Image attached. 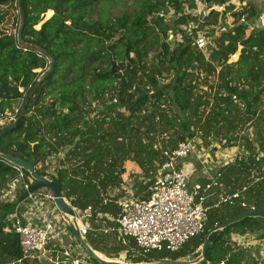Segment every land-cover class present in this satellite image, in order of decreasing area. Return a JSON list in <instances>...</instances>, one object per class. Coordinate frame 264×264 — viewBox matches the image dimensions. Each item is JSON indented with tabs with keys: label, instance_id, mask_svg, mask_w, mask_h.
Returning a JSON list of instances; mask_svg holds the SVG:
<instances>
[{
	"label": "trees",
	"instance_id": "16d2710c",
	"mask_svg": "<svg viewBox=\"0 0 264 264\" xmlns=\"http://www.w3.org/2000/svg\"><path fill=\"white\" fill-rule=\"evenodd\" d=\"M115 1L21 0L18 44L20 16L12 0H0V119L17 109L0 123L5 128L17 117L0 135V153L22 157L40 174L56 178L72 205L91 206L93 220L98 211H115L101 199L123 184L126 161L140 169L133 185L145 198L163 151L185 140L188 130L204 146L212 140L240 144L246 152L219 167L215 190L231 192L246 184L243 199L210 210L203 231L177 251L142 255L131 238L115 233L92 230L83 238L105 258L134 247L130 261L145 262L192 255L207 237L203 259L252 264L232 234L250 231L264 239V217L245 216L212 229L246 207L264 210V21L246 33L248 23L239 22L241 12L234 11L231 28L220 30L218 11L211 9L202 20L185 12L195 8V0H137L131 12L111 14ZM203 1L211 6L229 0ZM168 7L171 20L164 17ZM46 11L52 13L43 19ZM241 11L248 12V22L259 15L251 5ZM202 31L210 41L206 54L194 43ZM169 33L180 39L167 41ZM232 54L236 58L229 62ZM14 176L11 165L0 160V197L2 185ZM12 206L0 198V218ZM18 255V236L4 231L0 221V264Z\"/></svg>",
	"mask_w": 264,
	"mask_h": 264
},
{
	"label": "built area",
	"instance_id": "2783aa9c",
	"mask_svg": "<svg viewBox=\"0 0 264 264\" xmlns=\"http://www.w3.org/2000/svg\"><path fill=\"white\" fill-rule=\"evenodd\" d=\"M12 2L18 17L17 0ZM237 11L241 12L239 22L248 23L249 28L262 26L261 17L260 23L257 19L248 22V12H242L241 9ZM221 29L224 30L225 27H220ZM205 33L198 32L194 41L197 48L203 51L207 44ZM16 112L17 109L7 116L11 119ZM223 143L224 140L221 141V144ZM191 149V140L185 139L179 141L173 150L163 151L165 158L156 169L147 188L149 195L145 198L127 194L123 184L108 189L103 194L101 203H113L115 211H98L93 220L92 208L89 205L79 210L65 199L74 211L71 216L55 206L49 189L42 187L28 191L33 182L30 175L24 176L20 166L2 159L1 161L8 163L15 170V176L2 185L0 198L12 201L13 206L2 214L0 221L4 231L18 236L19 244V255L10 257L5 264H23L30 261H37L39 264H94L73 236L69 222L75 223L82 237L93 230L105 234L115 233L122 239L131 238L136 250L142 255L162 249L177 251L185 241L203 231L210 210L221 204H235L238 199H243L247 187L244 184L231 192H218L216 200L208 204V198L220 185V170L218 167L208 169L204 173L203 181H193L189 184L187 168L181 164L180 159L187 156ZM13 178L18 182L15 183ZM121 190L123 194L119 195ZM240 204L244 205L243 200ZM66 233L73 238L69 242L62 241ZM246 236L248 235L233 238L244 250L256 243L257 239L253 235L250 236L251 240L245 239ZM192 255H186L183 259L193 258ZM192 264H226V260L211 263L199 258Z\"/></svg>",
	"mask_w": 264,
	"mask_h": 264
},
{
	"label": "rangeland",
	"instance_id": "374dc122",
	"mask_svg": "<svg viewBox=\"0 0 264 264\" xmlns=\"http://www.w3.org/2000/svg\"><path fill=\"white\" fill-rule=\"evenodd\" d=\"M135 1H137V0H117L111 4L109 11L111 14H117L123 10L131 12L134 8ZM230 3L232 5V7L226 8V5H229ZM247 5L254 6V9L259 12V15L258 16L255 15L253 19H257L259 21V18L261 17V19L264 21V0H229L228 2H225L224 5H222V6H216V5L213 6L212 5L210 7H208L203 0H195V8H193L192 10H188L186 8L185 12L191 11V13L193 15H199L197 17L198 20H202L201 15L206 14L207 12H209L211 10V8H213V10H216L219 13L217 15V22L222 23L221 27H225L226 29H230L231 24L233 23V18H234V15L232 13L234 11L242 9L244 6L246 7ZM235 8H236V10H235ZM51 13L49 14L46 11L44 13L43 19L48 18L51 15ZM164 17L169 19V20L173 19L172 17H174V16L172 15L171 8H169V7L167 8V13L164 14ZM258 23H260V21ZM182 28H184V26H182ZM221 30H223V29H221ZM249 30H250V28H247L246 33ZM217 32L218 31H216V34H217ZM172 39L179 40L180 38H179V36L174 35L173 33H169L166 40L169 42H172ZM208 42H210V41L207 37V46H206V50L204 51L205 54H206V51L209 50L208 45H210V44ZM235 58H236V55L233 54V55H230L228 60H229V62L234 61ZM36 71H38V69ZM213 86L215 87L214 82H213ZM203 88H206V86H204ZM9 120H10V118H8V119L3 118L0 121V123L2 124L4 121H9ZM261 127L264 128V126H261ZM186 134H187L186 139L191 140L192 149H194V153L192 152L191 154L192 155L194 154V158L199 157L200 161L202 162L203 175L208 169H211V170L216 169L215 164H219L218 165V168H219L220 166H222L224 164L235 161L238 158V156L241 155L242 152H246L240 144L234 145L233 147L224 146L221 143H216L215 140L214 141L212 140L210 145L204 146V144H202L200 139L197 136H195V134L192 132V130H188L186 132ZM189 137H191V138H189ZM60 156H61V154H60ZM210 161L212 162V166L210 165ZM127 162H130V161H126L124 163L125 172L122 174L123 186L125 187V189H127V190H125V192L127 194L131 193L135 196H138L135 194V189H134L133 183H134V180L139 179L141 177V171L138 167H136L133 164V162L129 163V164ZM214 162H217V163H214ZM13 179H14L15 183L18 182V180L16 178H13ZM188 181H189V179H188ZM216 195H217V191L215 190V192L208 198L207 203L211 204L212 202H214L216 200ZM253 233L248 231V234L250 236L256 235L255 233H254L255 235ZM247 239L251 240L250 237H248ZM253 245H257V244L254 243ZM252 247H254V246H252ZM200 248H201V246L199 248H197V250H196L197 252L192 255L193 258L198 256V254L200 252ZM133 249H134V247L132 249H130L131 251H129V252H127V250L118 252L115 259L105 258L104 254H102V253L101 254L98 253V254L102 258L107 259V260L131 262L130 261L131 258L129 259L128 256L136 253V251H134ZM245 249H246L247 256L254 259L252 264H264V251L262 250L261 247H254L255 250H251L252 248H250V249L245 248ZM253 251H254V253H253ZM181 259H183V258H181Z\"/></svg>",
	"mask_w": 264,
	"mask_h": 264
},
{
	"label": "water",
	"instance_id": "95a60500",
	"mask_svg": "<svg viewBox=\"0 0 264 264\" xmlns=\"http://www.w3.org/2000/svg\"><path fill=\"white\" fill-rule=\"evenodd\" d=\"M21 0H17V7L19 9V4ZM19 16H20V22L17 26V31L15 35L16 42L19 44L21 43V29H22V24H21V19H22V12L19 11ZM52 65V59H50V65ZM21 108V107H20ZM17 117L13 120L11 125L0 129V135L3 134L4 132L11 130L16 123ZM6 160L10 162L11 164L20 166L24 170L28 172L30 177L33 179V182L31 183L30 187L28 188V191H33L38 188L45 187L50 190L52 194V201L54 202L55 206L64 214H69L71 216L74 215V211L72 207L69 205V203L65 200V198L61 195L60 193V185L59 181L54 178V177H46L42 174H40L37 170L36 167L33 165V163L23 159L22 157L18 156H9L5 155L3 153H0V160ZM245 216H261L264 217V210H257L254 209L253 207H246L236 215H233L227 219H225L223 222H221L219 225L215 226L212 230H220L224 228L226 225L237 221ZM69 229L71 230L73 236L77 240V242L80 244V246L84 249V251L87 253V255L94 259L95 261L102 263V264H192L193 262L197 261L199 258H203L206 248L209 244V240L207 237L204 238V241L201 245L200 248V253L198 256L194 258L188 257L187 259H172L168 257H163V258H156L152 261H139V262H123V261H117V260H107L102 258L95 250H93L84 240V238L79 234L78 229L76 228L75 223L69 222L68 224Z\"/></svg>",
	"mask_w": 264,
	"mask_h": 264
},
{
	"label": "crops",
	"instance_id": "0c3cea01",
	"mask_svg": "<svg viewBox=\"0 0 264 264\" xmlns=\"http://www.w3.org/2000/svg\"><path fill=\"white\" fill-rule=\"evenodd\" d=\"M192 152L194 153V149H191L189 151V153L187 154V156L180 159L182 165H184L187 168L189 184H191L193 181H203L204 180L202 162L200 161L199 157L194 158V154L193 155L191 154ZM127 163H132V162H127ZM214 163H217V162H214ZM210 165L212 166L211 161H210ZM215 165H216V167H218L219 164H215ZM10 179L11 178H9L8 180H10ZM8 180H6V181H8ZM3 201H5V200H3ZM7 202H10V201H7ZM241 235L242 236L248 235V236H246L245 239L250 237V235L248 234V231H247L244 234H240V235L232 234V238H237V236H241ZM72 239L73 238L69 234H67L65 237H62V241H64V242H69ZM256 244L257 245H250L247 249L252 248L251 250H255L254 247H261L262 250L264 251V239H256ZM252 246H254V247H252ZM253 253H254V251H253Z\"/></svg>",
	"mask_w": 264,
	"mask_h": 264
}]
</instances>
